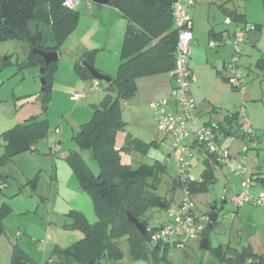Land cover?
I'll return each instance as SVG.
<instances>
[{
    "label": "rangeland",
    "instance_id": "374dc122",
    "mask_svg": "<svg viewBox=\"0 0 264 264\" xmlns=\"http://www.w3.org/2000/svg\"><path fill=\"white\" fill-rule=\"evenodd\" d=\"M85 4L86 0H80L76 8L81 24L78 21L71 32L73 36L65 45H61L62 54L58 65L60 63L63 72L65 63L70 60L68 52H86V46L92 39L93 30L86 31L84 27L90 23L85 17H91L93 11L100 6L91 2L92 10H88ZM230 9L244 14L249 28L257 25L256 29L246 32L240 52L235 55V65H238L243 77L241 88L246 89V101L258 100L264 103V70L261 66V61L264 60V0H233ZM37 11L39 17L43 18V22L38 23L44 26L43 33L47 38L50 32L48 24L45 25L44 22L47 11L45 0H40ZM35 23L32 21L29 24L31 30H34ZM204 27L203 24V30ZM233 27V22L226 25L224 16L219 13L216 29H227L230 33ZM28 52L27 44L18 39L0 42V172L8 175L5 182L7 187L0 188V203L4 202L9 206V212L3 220L4 233L0 236V264H8V241L18 243L24 248L34 260L33 264H48V260H51L49 264H63L58 262L56 256H49L53 252L52 248L55 244H60L61 247L70 246L83 237L80 230L65 227L71 223L67 214L77 211L84 215L89 224L97 221L90 196L79 186L66 158L72 152L78 153L93 174L98 173L97 166L91 160L90 151L82 150L74 136L81 125L93 118L96 111L91 106H101L105 85L101 82L97 91L88 87L76 90L84 92L85 98L75 101L71 99L75 90L70 91L54 81L50 93H43L40 81L41 67L26 65L20 68L22 64L27 63ZM232 57L229 56L227 63L231 62ZM45 96L47 108L44 112ZM32 116H41L47 120L46 137L37 142L35 151L20 152L2 164L1 158L5 152L2 135ZM121 120L124 127L117 131L114 141L121 164L130 168L144 163L162 164L165 172L159 175L156 194L165 202L177 203L182 200L186 194L176 182V161L179 153L172 152L169 141L160 144L156 136L146 133L145 127L139 124L140 117L125 108L124 104L121 107ZM216 137L219 146L229 154L232 153V156L235 152L234 147L230 149L231 141L243 146L240 154L246 156L247 171L256 165L264 169V146L259 144L258 150L245 151V138L231 140L219 132ZM130 140L146 144L145 152L124 150L123 147ZM205 160H210L205 152L189 158L190 173L194 179H199L204 172ZM210 163L214 166L211 160ZM31 180L36 183L35 190L31 187ZM238 180V177L222 166L217 168V181L209 185L207 191L190 195L195 204V214L201 224L206 226L208 223L204 217L209 219L212 214L217 216L212 228L207 231L210 249L205 251L199 248L201 238L198 241L184 238L164 240L162 244L167 245V248L165 252H159L158 264H217L213 252L220 246L241 248L250 236L253 241L264 243V207L244 205L236 208L228 200L241 190ZM148 182L152 183L151 180ZM147 215L149 229L169 220L166 211L159 207L148 210ZM18 232L19 237L15 239ZM118 249V258L112 261L101 259L99 264H154L150 256L132 257L127 238L118 241Z\"/></svg>",
    "mask_w": 264,
    "mask_h": 264
},
{
    "label": "trees",
    "instance_id": "16d2710c",
    "mask_svg": "<svg viewBox=\"0 0 264 264\" xmlns=\"http://www.w3.org/2000/svg\"><path fill=\"white\" fill-rule=\"evenodd\" d=\"M47 11L45 25L48 24L49 35L44 36L43 18L37 11L40 0H0V42L8 39H18L29 48L26 65L44 66L40 55L33 54L34 49L44 52H59L79 21V12L63 6V0H45ZM175 0H109L108 5L116 9L126 19L127 26L123 36L120 59L116 75L109 77V82L95 80L82 65L86 62L94 67L93 59L97 50H89L81 54L73 66L74 73L83 80L104 82V99L96 110L93 118L80 126L74 136L82 150L90 151L91 160L97 166L95 175L78 153H70L66 161L74 172L79 186L88 193L97 221L89 224L81 212L71 211L67 214L71 223L65 225L70 229H78L83 237L65 248L55 247L52 256H60L63 264H99L101 259L107 261L119 257L118 241L127 238L134 258L150 256L154 264H158V254L165 252L167 245L158 242L150 243V235L158 227L148 228V210L159 207L165 210L170 202H165L156 192L159 175L165 172V167L156 162L153 165L140 164L136 168L124 166L120 162L119 151L115 147V135L124 127L121 120V107L124 102L132 99L136 94V80L141 77L161 73H171L174 68V56L177 43V30L173 25L172 5ZM227 0L224 5L231 4ZM227 17L235 16V22L249 26L244 14L227 8ZM40 18V19H39ZM48 18V19H47ZM232 20V19H231ZM34 21L37 26L30 29L29 24ZM41 22V23H38ZM257 28L253 25L252 29ZM214 36L213 30L209 31ZM3 62V61H2ZM5 62V61H4ZM264 70V60L261 61ZM58 68V61L44 66L40 78L45 79L43 93H50L54 73ZM95 69V68H94ZM98 71V70H97ZM43 110L46 111L47 99H43ZM239 114L235 113L228 119L229 123L239 125ZM217 131H230L222 123L211 125ZM48 131L47 120L41 116H32L5 132L2 137L5 152L1 162L6 163L16 154L30 150L35 151L37 142L46 137ZM237 132H231V135ZM259 143L264 139L263 134H255ZM244 138V135L241 136ZM147 145L130 140L123 147L126 151L144 153ZM54 153V151H52ZM214 165L222 166L215 156L207 154ZM210 160H205V170L199 179L187 182L185 188L189 195L207 191L209 185L215 183L214 166ZM8 175L0 172V183H5ZM252 180V178L250 177ZM151 180L152 183H149ZM264 184V178H257ZM177 184L183 185L176 180ZM253 182V180H252ZM35 190L36 183L30 181ZM9 212V206L3 204L0 208V236L4 233L3 220ZM145 226L146 233L141 235L134 225L127 220V213ZM215 223V222H214ZM213 223V224H214ZM212 224V226H213ZM209 222L205 226L201 238H207ZM176 244V243H174ZM177 245V244H176ZM217 264H264V254L252 252L249 246L235 248L231 246L218 247L213 252ZM34 260L19 245L10 249L9 264H33Z\"/></svg>",
    "mask_w": 264,
    "mask_h": 264
},
{
    "label": "crops",
    "instance_id": "0c3cea01",
    "mask_svg": "<svg viewBox=\"0 0 264 264\" xmlns=\"http://www.w3.org/2000/svg\"><path fill=\"white\" fill-rule=\"evenodd\" d=\"M226 1L227 0H195V5L188 8V15L192 22L191 32L193 37L191 41L189 66L195 76V82L191 85L190 91L197 103L199 114L198 124L211 127V125L222 123L223 127L225 129H230V131L223 130L217 132L223 134L225 137H229L231 140H235L237 139L235 136L242 134V131L240 125H237L235 122L229 123V117L238 113L239 120L241 118H246L255 133L263 134L264 103L259 102L258 100L246 101V89L241 88V85L239 87H233L228 82L229 74L226 70V65L228 64L227 60L229 56H233V48L225 42L232 38L233 33L237 28H243V24L236 23L235 16H232L231 18L226 16L225 10L227 8L230 9L231 7V4L221 7ZM85 8L92 10L91 6L88 7L87 4H85ZM219 13L224 16V21L226 18L232 19L231 21L233 22L234 27L230 33L227 32V29H216V26L219 23ZM236 13L241 14L237 11ZM85 20H87V22L90 20V23L85 24L86 26L84 25L85 30H93L92 39L88 46H86L87 50L85 51L97 50L98 52L93 62L94 68L105 76L114 77L118 66L121 63L120 53L123 36L127 26L126 19L116 9L109 5H105L100 6L99 9H95L91 17L88 18L87 16L85 17ZM79 24H81L80 19ZM203 24L205 25L204 30ZM36 26L37 24L35 23L34 29ZM210 30H213L215 33L214 36H210ZM72 36V34L68 36L64 45ZM211 39L223 43L210 48L208 47V42ZM27 50L29 51L28 46ZM82 53L83 52L80 50L76 53H73L72 51L68 52L70 60L65 63L64 72L61 70L62 68L59 66V63L53 76L54 83L56 82L70 91L80 90L83 87L89 88L91 81L81 79L73 71L74 63ZM61 54L62 50L60 48L58 52V60H60ZM235 66L239 68L238 65ZM172 86L173 82L169 72L138 78L136 80L135 96L129 101L123 103L125 108L129 109L130 112H133L135 116L140 117L139 124L145 127L144 131L152 136H156L160 144L161 142L165 143L166 141H169V137L158 131L149 109V104L162 98L169 99ZM167 110L171 112L176 111V108L171 101L167 106ZM231 132L237 133L231 135ZM229 145L230 149L234 147V156L241 155L240 152L243 150V146L240 143L231 141ZM261 145L264 146V144ZM187 146L195 152V155H201L204 153V150H202L200 146H196L193 141H190ZM258 148L259 146L254 148V150H258ZM221 167L222 166H218L217 164L214 165L215 182L217 181V168ZM247 175L253 180L250 189L251 193L258 194L263 192L264 184L259 180H256L257 178H264L263 167L256 165L247 171ZM238 181L241 188V179ZM5 187H7L6 183L0 184V188L3 189ZM225 198L227 197H224V199ZM3 204L5 203H0V208ZM19 234L20 233L18 232L15 239L19 237ZM251 238V236L248 237L245 242L246 244L242 247L249 246L253 253L258 255L264 254L263 241H253ZM15 244L19 245L18 243H12L11 241L7 242L9 248L8 264L10 260L11 246ZM59 245L60 244H55L52 249L54 250L55 247L60 249L67 247H61ZM22 249L24 250V248ZM24 251L26 252V250ZM51 255L52 252L49 256ZM49 263H51V260H48V264Z\"/></svg>",
    "mask_w": 264,
    "mask_h": 264
},
{
    "label": "built area",
    "instance_id": "2783aa9c",
    "mask_svg": "<svg viewBox=\"0 0 264 264\" xmlns=\"http://www.w3.org/2000/svg\"><path fill=\"white\" fill-rule=\"evenodd\" d=\"M92 0H86V4L90 7ZM80 4V0H63V6L68 9H75ZM195 5V0H175L172 5V18L174 28L177 30V43L174 56V68L170 75L173 86L170 91L169 99L162 98L149 104L153 120L158 131L169 137L170 149L174 153H179L177 157V180L183 186L186 196L177 203L170 202L165 209L169 220L159 226L150 235V243L156 244L164 240H174L184 238L185 240L198 241L205 229V225L201 224L195 214V204L190 199L185 184L193 181L191 175L189 158L195 155V152L189 148L188 143L193 141L196 146H200L206 154L215 156L222 166L234 176L241 179V190L230 196L228 200L236 208L244 205L255 207H264V191L258 194H252L250 188L252 180L247 175L246 156H232L222 149L218 142L216 133L211 127L198 124L199 114L197 103L193 98L190 88L195 82V76L189 66V57L191 50L192 22L188 15V8ZM225 24L232 23L230 18L225 19ZM253 27L237 28L232 38L225 43L233 48V57L231 62L226 65L228 71V82L233 87H239L243 83V77L239 69L235 66V55L240 52V45L246 38V32ZM211 39L208 47L213 48L217 44H222ZM90 90H99L97 81H91ZM85 97L84 92L75 91L71 95L72 100H79ZM170 101L174 104L176 111L167 110ZM240 129L246 139L245 151L254 149L259 144H264V139L259 143L256 139V133L251 128L246 118L239 120ZM205 220L208 218L204 217Z\"/></svg>",
    "mask_w": 264,
    "mask_h": 264
},
{
    "label": "water",
    "instance_id": "95a60500",
    "mask_svg": "<svg viewBox=\"0 0 264 264\" xmlns=\"http://www.w3.org/2000/svg\"><path fill=\"white\" fill-rule=\"evenodd\" d=\"M92 3L99 5V6H105L108 5L109 0H92ZM33 54H37L40 55L42 57V59L44 60V66L49 65L50 63L56 62L58 61V52L53 51V52H44L40 49H34L32 51ZM82 65L89 71L90 75L95 79V80H99V81H104V82H109L110 78L108 76H105L101 73H99L96 69H94V67L88 65L86 62H82ZM44 66L41 67L40 69V74H43V69ZM41 81V86H42V91L44 90V86H45V79L43 77L40 78ZM91 108L96 111L98 109V107L95 106H91ZM230 134V133H228ZM237 139L241 138V135H236L235 136ZM216 214H212L209 217V229L212 228V224L216 221ZM127 220L130 224L134 225V227L138 230V232L141 235H144L146 233V229L145 226L138 222L134 216L131 213H127ZM199 248L201 250H205L208 251L210 249L209 247V242L207 238H201L200 242H199ZM62 258L60 256H58V262H62Z\"/></svg>",
    "mask_w": 264,
    "mask_h": 264
}]
</instances>
